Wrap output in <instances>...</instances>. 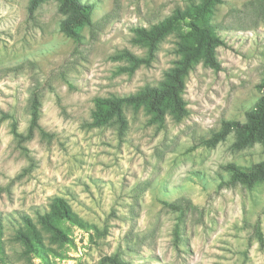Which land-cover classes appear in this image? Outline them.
Returning <instances> with one entry per match:
<instances>
[{
    "label": "rangeland",
    "instance_id": "1",
    "mask_svg": "<svg viewBox=\"0 0 264 264\" xmlns=\"http://www.w3.org/2000/svg\"><path fill=\"white\" fill-rule=\"evenodd\" d=\"M200 0H82L94 6L91 23L75 42L59 31L57 4L32 16L29 0H0V264H42L15 241L19 217L48 212L63 198L95 230L61 222L70 238L45 245L51 264H98L117 256L125 264H264V183H230L228 164L242 169L264 161L260 144L232 150L233 134L204 145L223 121L243 123L262 96L264 0H220L210 25L223 42L216 72L196 65L185 80L187 116L149 124L142 109H123L126 128L91 127L93 100L155 87L179 59L177 33L161 40L148 66L132 74L119 55L146 57L133 43L149 28ZM39 127L26 136L32 96ZM179 207L180 211L173 207ZM46 237V235H43Z\"/></svg>",
    "mask_w": 264,
    "mask_h": 264
},
{
    "label": "trees",
    "instance_id": "2",
    "mask_svg": "<svg viewBox=\"0 0 264 264\" xmlns=\"http://www.w3.org/2000/svg\"><path fill=\"white\" fill-rule=\"evenodd\" d=\"M50 0H29L27 12L32 16L34 12L45 2ZM57 4L58 13L62 16L59 23V31L67 38L75 42L81 41V29L89 26L94 11L92 4L82 0H53ZM220 0H200L198 4L191 5L184 10H175L171 15L149 28H135L133 30V43L146 48V57L139 58L124 51L119 59L125 60L128 67L121 71L132 74L140 66H148L152 61L158 44L171 33H177L175 52L179 59L174 66L164 73L163 80L155 87H144L135 94L101 98L93 100L94 109L91 113V127H103L110 123H116L121 133L126 128V120L123 114L125 107L137 111L142 109L149 116V124L162 126L165 118L169 116L174 122H180L187 116L186 103L183 99L185 80L192 69L201 64L214 72L220 69L216 57V50L223 42L210 25L213 9ZM262 92L254 104V107L246 113L243 123L238 121H223L219 130L204 142L208 148H214L217 144L233 134L234 142L232 150L240 151L260 144L264 148V78L258 86ZM40 104L38 98L33 95L30 101V121L26 136L18 133L14 122L10 125V134L18 145L29 140L35 131H40L39 113ZM9 117L0 116V126ZM224 170L229 174L230 183H239L251 189L264 183V161L256 163L247 169H242L233 164H228ZM173 207V206H172ZM180 211L179 207H173ZM20 225L15 231L14 239L20 244L25 257H34L42 264H51L49 256L55 252L45 245L64 246L71 243L70 238L60 228L61 222L69 223L81 230H95L70 208L68 203L60 197L51 199L49 210L43 214H37L33 220L28 215L19 217ZM96 231V230H95ZM43 235H46L43 236ZM2 237V224L0 221V242ZM257 237L261 247L264 241L259 230ZM0 254L2 248L0 246ZM98 264H125L117 256L103 257Z\"/></svg>",
    "mask_w": 264,
    "mask_h": 264
}]
</instances>
